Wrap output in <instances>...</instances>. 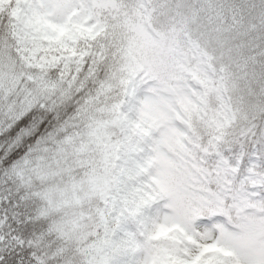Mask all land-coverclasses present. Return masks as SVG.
I'll list each match as a JSON object with an SVG mask.
<instances>
[{"label": "snow or ice", "instance_id": "6c2138e0", "mask_svg": "<svg viewBox=\"0 0 264 264\" xmlns=\"http://www.w3.org/2000/svg\"><path fill=\"white\" fill-rule=\"evenodd\" d=\"M0 264H264V0H0Z\"/></svg>", "mask_w": 264, "mask_h": 264}]
</instances>
